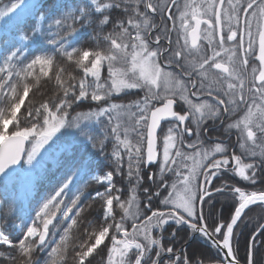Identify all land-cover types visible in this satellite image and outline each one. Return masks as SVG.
<instances>
[{
  "label": "snow or ice",
  "instance_id": "obj_1",
  "mask_svg": "<svg viewBox=\"0 0 264 264\" xmlns=\"http://www.w3.org/2000/svg\"><path fill=\"white\" fill-rule=\"evenodd\" d=\"M50 162L59 182L19 209L15 234L0 222L9 264H97L101 246L103 264H254V249L264 264V223L243 259L239 239L264 205L248 187L264 185V0H0V192ZM92 182L103 190L85 196ZM216 194L234 202L227 219L206 213Z\"/></svg>",
  "mask_w": 264,
  "mask_h": 264
},
{
  "label": "trees",
  "instance_id": "obj_2",
  "mask_svg": "<svg viewBox=\"0 0 264 264\" xmlns=\"http://www.w3.org/2000/svg\"><path fill=\"white\" fill-rule=\"evenodd\" d=\"M6 2V0H5ZM117 14H118V10H117ZM107 30H111L110 26ZM89 32L92 34H95L94 29H89ZM84 40H86L89 44H93L94 41H92L90 39V37H84ZM101 43L103 44V41H101ZM53 88V85H48V90L46 92V95H50L51 94V90ZM138 92V91H137ZM137 92H132V94L127 97V100L130 101L132 99L138 98V96L136 95ZM139 96H142V93H139ZM43 97L37 96L36 100L39 101L41 100ZM29 99H32V94H30ZM28 101H26V105H27ZM94 106V102L92 105L84 102L82 107L77 108V111H88L90 107ZM23 113V109L21 110V114ZM95 134L97 136H100L101 138L103 137V133L100 129L99 126H96L95 129ZM107 149L110 151L111 149V141H109L108 145H107ZM77 152H80L81 149L77 148L76 149ZM89 151H91V149H89ZM96 166L101 168V169H107L108 166L106 163H104L102 160H97L96 162ZM48 169L49 171L47 172L46 176L44 177L43 180H41L38 184H33L32 183V190H33V194L31 197H29V202L34 201L35 199H38L40 196H42L43 194H45L46 192L50 191L61 179L62 174L64 172V169L62 167H55L54 163L50 162L48 164ZM115 182L117 184L118 187L122 188V189H126L127 188V181L120 177V176H116L115 177ZM260 184V182H259ZM243 184H241V182L237 183V186H242ZM245 185V184H244ZM250 189L254 188L252 186H248ZM103 190L102 186L97 185L95 182L89 183L87 189L85 190L84 195L87 196L89 193L94 194L95 191L97 189ZM12 189L15 190L16 189V184H14L12 186ZM0 199L3 200L4 202V208L1 211V222L4 224V227L9 230L12 231L13 234H15V230L12 229V225L14 223H19L22 220V216L19 213V209L21 207L27 209L29 207V203L28 205H24V204H18L16 203V212H13V214L8 215L6 214V209L8 208V205L10 203V201L12 200L10 193H0ZM7 195L9 197V199H4V196ZM234 202L229 198V196L225 195V194H216V199L213 201V207L211 210H209L206 206V213L207 212H211V214L213 216H215L217 214V212L220 213V218L222 219H227L231 212L234 209ZM101 212V208H100V204L98 201H91V207L88 208L86 210V212L83 214L84 217H86L87 219L85 220V224L87 223V220H92L95 217H97ZM245 224L241 227V233L239 235V239H240V256L241 259H243V256L245 254V242L246 239L250 236V234L253 232V230L258 227L259 224L264 223V206H255L252 207L251 209H249L247 211V213L244 215V217L242 219H245ZM83 227V225H82ZM181 236L184 235L183 232L179 233ZM167 235V233H166ZM165 243H167V241H165ZM196 246L200 248V250L204 253V255L206 257H208L210 260L212 258L215 257L216 255V250L214 248L209 247V245L207 244V242H205L204 240H197L196 242ZM6 246H0V252H4L5 251ZM98 252L101 253L100 257H96L97 260V264H103V259H106V255L107 252L106 250H104V246H101V249L97 250ZM96 254H94L95 257ZM103 257V259L101 258ZM41 258H43V256H41ZM261 256H259L256 252V250H253V260H254V264L255 261L260 259ZM0 262H2V264H9V262L7 260L4 259L3 256H0ZM69 264H71V262L69 261ZM206 264H209L208 261H206Z\"/></svg>",
  "mask_w": 264,
  "mask_h": 264
},
{
  "label": "rangeland",
  "instance_id": "obj_3",
  "mask_svg": "<svg viewBox=\"0 0 264 264\" xmlns=\"http://www.w3.org/2000/svg\"><path fill=\"white\" fill-rule=\"evenodd\" d=\"M132 91H136V90H132ZM32 188H33L32 183L25 182L22 185L16 184V189L15 190L11 189L9 191V193L11 195V198H13V197L16 198V203L21 204V205L22 204L28 205L29 197H31L33 194ZM0 200H2V199H0ZM1 211H2V209H0V222H1Z\"/></svg>",
  "mask_w": 264,
  "mask_h": 264
},
{
  "label": "flooded vegetation",
  "instance_id": "obj_4",
  "mask_svg": "<svg viewBox=\"0 0 264 264\" xmlns=\"http://www.w3.org/2000/svg\"><path fill=\"white\" fill-rule=\"evenodd\" d=\"M175 38V37H174ZM209 123H211V122H209ZM224 126L225 125H220V130L219 131H217V132H210L209 133V135L210 136H220L221 137V139H224V134H223V128H224ZM234 137H233V141H234ZM233 141H228V143L229 144H232V142ZM209 143H211V142H209ZM235 151H237V154H239V149L238 148H235L234 149ZM258 175H259V173H258ZM223 179L224 180H227L230 184H235V185H237V183H239V182H241V184H245L246 182H243V181H240L239 180V177H233V176H231V174H226V175H224L223 176ZM222 182V180H221V178H217L216 180H214L213 181V187H215L218 183H221ZM259 179H258V181H257V184L256 185H251L252 187H254V188H252V189H256V188H259V187H264V185H262L261 184V182H260V184H259ZM249 190H250V188H249Z\"/></svg>",
  "mask_w": 264,
  "mask_h": 264
},
{
  "label": "water",
  "instance_id": "obj_5",
  "mask_svg": "<svg viewBox=\"0 0 264 264\" xmlns=\"http://www.w3.org/2000/svg\"><path fill=\"white\" fill-rule=\"evenodd\" d=\"M256 205H260L259 203L255 204V205H251L248 209L245 210V213L247 212V210H249L251 207L256 206ZM245 215V214H244ZM243 218V217H242ZM221 255H223V253H220Z\"/></svg>",
  "mask_w": 264,
  "mask_h": 264
}]
</instances>
